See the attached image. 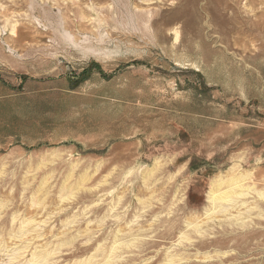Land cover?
Listing matches in <instances>:
<instances>
[{"label": "rangeland", "instance_id": "1", "mask_svg": "<svg viewBox=\"0 0 264 264\" xmlns=\"http://www.w3.org/2000/svg\"><path fill=\"white\" fill-rule=\"evenodd\" d=\"M0 264H264V0H0Z\"/></svg>", "mask_w": 264, "mask_h": 264}, {"label": "bare ground", "instance_id": "2", "mask_svg": "<svg viewBox=\"0 0 264 264\" xmlns=\"http://www.w3.org/2000/svg\"><path fill=\"white\" fill-rule=\"evenodd\" d=\"M213 197H214V195H213ZM213 197H212V199H213ZM228 197H229V195L223 193V194H219L218 197H214V199L218 200V199H225V198H228Z\"/></svg>", "mask_w": 264, "mask_h": 264}]
</instances>
